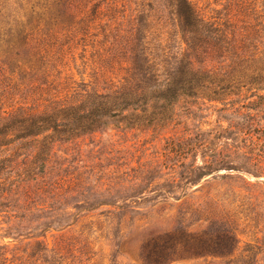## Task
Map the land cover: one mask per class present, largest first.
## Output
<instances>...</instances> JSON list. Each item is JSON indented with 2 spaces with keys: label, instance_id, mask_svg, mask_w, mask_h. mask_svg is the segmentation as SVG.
<instances>
[{
  "label": "rangeland",
  "instance_id": "374dc122",
  "mask_svg": "<svg viewBox=\"0 0 264 264\" xmlns=\"http://www.w3.org/2000/svg\"><path fill=\"white\" fill-rule=\"evenodd\" d=\"M83 1L84 12L101 4L90 33L77 32L64 47L60 36L44 52L41 71L21 73L0 63V264H143L138 253L146 236L198 234L214 224L234 232L232 256L171 264H245L248 258L264 264V0H189L238 48L249 37L251 62L236 71L228 59L200 64L207 73L195 81L196 96L170 107V119L162 120L165 102L151 101L133 119L132 111L102 117L107 125L89 131L54 134L53 124L31 137L3 131L5 111H42L52 95L78 101L120 88L132 66L134 19L142 15L151 26L139 36L168 60L169 71L204 70L187 50L171 0ZM4 2L15 7V0ZM221 65L217 76L209 71ZM34 83L49 88V96L38 100ZM153 112L157 120L149 124ZM210 159L238 171L221 168L188 184L180 179L183 163L202 171ZM37 243L47 250L32 258Z\"/></svg>",
  "mask_w": 264,
  "mask_h": 264
},
{
  "label": "trees",
  "instance_id": "16d2710c",
  "mask_svg": "<svg viewBox=\"0 0 264 264\" xmlns=\"http://www.w3.org/2000/svg\"><path fill=\"white\" fill-rule=\"evenodd\" d=\"M171 2L176 7L175 15L187 50L191 51L190 56L196 59V66L204 69L202 72L195 70L194 67L188 72L182 70V67L169 71L168 60L155 53V47L146 41V37L141 40L139 36L142 32L148 35L150 33V16L142 15L140 20L134 19V23L137 22L136 35L128 44L132 66L120 88L108 95L87 93L78 101L75 98L60 100V96L52 95L50 99H46L50 105L42 111H36L37 108H19L9 113L5 111L7 116L2 119L6 122L3 131L19 130L25 136L31 137L39 135L42 124H53L54 134L89 131L96 124L107 125L106 122H100L102 117L115 118L123 112L132 111L133 119L142 107H149L151 101L165 102L162 109L168 116L162 120L166 121L171 116L170 107L181 100L184 102L186 97L196 96L195 81L204 79L207 73V67L204 68L200 64H205L207 60L224 64L228 59L230 64L227 67L236 71L238 67L251 62L248 54L252 53L250 49L252 45L245 44L250 40L249 37H244L246 41L240 40L242 46L238 48L235 38L229 39L220 28V24L213 21V17H207L189 0ZM83 3V0H15V7L11 5L7 7L6 2L0 0V58H2L0 63L16 67L21 73H26L25 68L41 71L45 66L44 52L49 53V49L55 48L60 36L65 39L62 40L64 44H61L64 47L75 40L77 32L83 35L90 33L89 24L96 19L101 4L96 3L89 11L84 12L81 7L84 6ZM248 4L247 2L243 7L246 13L251 6V3ZM81 40L84 41V38ZM224 67L221 65V68L214 67V70L209 71L217 76V72L223 71ZM44 72L49 78L47 71ZM163 77L164 80H161ZM258 78L262 79L261 76ZM31 92L40 96L38 100H41L43 95L49 96L50 93L49 88H44L43 84L38 83L32 85ZM141 111L148 112V109L143 108ZM152 116L149 124L157 120L155 112ZM227 164L224 159L217 161L210 159L205 161L200 171L195 163L188 165L183 163L181 167L184 172L181 173L180 179L186 180L188 184L202 177L214 175L221 171V168L238 171ZM2 207L3 204H0V208ZM218 227L219 225L214 224L210 230L198 234L184 231L165 235L150 234L141 242L139 258L143 264H171L184 257H230L236 249L235 234L231 230ZM46 250L37 243L31 256L35 258ZM244 263L253 264L250 258L244 260Z\"/></svg>",
  "mask_w": 264,
  "mask_h": 264
}]
</instances>
